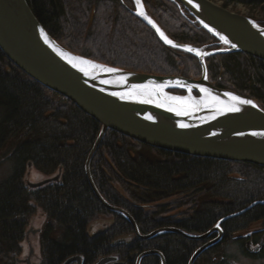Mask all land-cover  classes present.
<instances>
[{
    "label": "trees",
    "instance_id": "16d2710c",
    "mask_svg": "<svg viewBox=\"0 0 264 264\" xmlns=\"http://www.w3.org/2000/svg\"><path fill=\"white\" fill-rule=\"evenodd\" d=\"M27 1L47 31L77 54L134 71L202 75L195 54L165 44L134 14V0ZM143 1L172 39L207 49L220 47L178 1ZM223 1L226 6L264 8V0ZM259 22L264 26V18ZM206 61L214 85L253 98L264 108V60L232 52L208 56ZM101 129L100 121L28 75L0 48V154L11 164L10 174L0 182L1 262L16 264L38 209L47 216L41 264H64L75 256H82V264H95L112 255L137 264V257L150 249L160 251L167 264H189L199 247L218 236L215 232L196 240L164 232L150 239L138 237L123 214L98 199L88 180L86 161ZM31 166L58 179L30 187L26 177ZM91 173L103 197L131 213L145 235L164 227L203 234L233 215L220 224L223 240L195 264H228L232 245L248 258L264 259V165L166 151L109 129L91 162ZM101 216L112 218V224L91 233L89 223ZM256 222L262 223L260 230L239 234ZM141 264H162V259L151 254Z\"/></svg>",
    "mask_w": 264,
    "mask_h": 264
},
{
    "label": "water",
    "instance_id": "95a60500",
    "mask_svg": "<svg viewBox=\"0 0 264 264\" xmlns=\"http://www.w3.org/2000/svg\"><path fill=\"white\" fill-rule=\"evenodd\" d=\"M176 1L219 40V48L207 49L172 39L148 12L143 0L139 3L134 0L136 9L133 12L151 26L165 44L195 54L202 65L200 78L134 71L77 54L62 46L47 31L27 0H0V48L28 75L73 100L102 123L101 132L86 161V174L98 199L108 209L129 219L139 237L150 239L164 232H179L189 238L201 239L209 237L214 230L219 232L216 240L193 254L190 264H194L202 252L221 240L223 232L220 224L233 215L224 217L213 229L201 235L176 227H164L142 235L136 221L126 210L110 204L102 196L91 173L93 157L109 129L166 151L264 165V108L253 98L214 85L209 79L206 61L208 56L232 52H244L264 60V26L217 0ZM161 32L172 41L171 44L166 42ZM189 48L194 51H189ZM169 89H184L187 94L197 91L198 98L202 100L201 109H181L166 100L161 93H167ZM143 90L156 92L158 97L154 100L134 98L136 92ZM234 96L251 103H241L234 100ZM232 107L239 110L231 111ZM150 254L160 255L162 264H167L158 250L142 253L137 264ZM73 260L82 264L83 258L75 257L66 264ZM106 263L126 264L117 257L105 258L98 264Z\"/></svg>",
    "mask_w": 264,
    "mask_h": 264
},
{
    "label": "rangeland",
    "instance_id": "374dc122",
    "mask_svg": "<svg viewBox=\"0 0 264 264\" xmlns=\"http://www.w3.org/2000/svg\"><path fill=\"white\" fill-rule=\"evenodd\" d=\"M219 2H225L223 0H219ZM229 7L239 13L245 14L247 16L252 17L253 19H255L256 21H258V23L260 25H262L259 20L264 18V8L262 7H250V6H246L244 4H235V3H231L229 5ZM102 63V62H101ZM168 92L176 94V95H186L187 93H180V92H173L168 90ZM196 96V95H195ZM94 158V157H93ZM11 164L8 162L7 160V156H4L3 153L0 154V182L5 179L11 172ZM47 179H52L50 181L53 180H57L58 179V175H53V176H46L43 173H41L37 168L31 166L28 170L27 173V177H26V181L29 184L30 187H38V183L45 181ZM49 181V182H50ZM47 182V183H49ZM46 183V184H47ZM45 185V184H43ZM40 185V186H43ZM121 191V190H120ZM101 193V192H100ZM103 196V195H102ZM128 212V211H127ZM129 213V212H128ZM131 215V213H129ZM132 216V215H131ZM133 217V216H132ZM133 219L135 220V218L133 217ZM129 220V219H128ZM136 221V220H135ZM47 222V216L44 214V212L41 209H38L37 212L31 217L30 221H29V225L27 226V230H26V237L25 240L22 243V253L18 256L19 259L22 260V264H41V237H42V233L43 230L45 228ZM113 222L112 218L109 217H105V216H101L99 217L97 220L92 221L91 223H89V231L93 234L101 231V230H105L107 227H109ZM137 223V221H136ZM133 225V224H132ZM138 225V224H137ZM216 226V225H215ZM262 228V223L261 222H256L254 223L249 230L244 231L242 233L239 234H246V233H251L252 231H257L260 230ZM213 229V228H212ZM211 230V229H210ZM209 230V231H210ZM208 232V231H207ZM206 232V233H207ZM218 231H213L209 237ZM223 235L221 240L218 242L220 243L223 238H224V231L222 230ZM152 233V232H151ZM219 233V232H218ZM142 234V233H141ZM150 234V233H149ZM204 234V233H203ZM145 235V234H142ZM148 235V234H146ZM195 235H201V234H195ZM139 237V236H138ZM206 237V238H209ZM219 237V234L216 238L210 239L209 241L205 242L202 246L206 245L207 243L216 240ZM141 238V237H140ZM189 238V237H188ZM206 238H201V239H197V238H190V239H196V240H205ZM144 239V238H142ZM216 243V244H218ZM213 244L212 246L216 245ZM201 246V247H202ZM210 246V247H212ZM201 247H199L198 249H200ZM209 247V248H210ZM255 246H251V248H254ZM207 248V249H209ZM197 249V250H198ZM206 249V250H207ZM150 250H156V249H150ZM150 250H146V251H150ZM196 250V251H197ZM205 250V251H206ZM144 251V252H146ZM195 251V253H196ZM204 251V252H205ZM228 251L232 254V257L230 258V261L228 264H264V259H259V260H254L251 258H248L245 256V254H243V250L242 248H240L237 245H232L228 248ZM143 252V253H144ZM202 252L200 254V256L204 253ZM194 253V254H195ZM142 254V253H141ZM140 254V255H141ZM135 255V256H134ZM139 255V256H140ZM151 255V254H150ZM134 258L137 256L136 253L133 254ZM138 256V257H139ZM148 256V255H146ZM200 256L196 259V261L194 262V264L199 261ZM78 257V256H75ZM75 257H71L70 259H68L64 264H66L68 261H70L71 259H74ZM82 257V256H81ZM108 257H117L119 259L118 256L112 255V256H107V257H103L101 259H99L95 264H98L101 260L108 258ZM137 257V260H138ZM145 257V256H144ZM165 257V256H164ZM193 257V256H192ZM191 257V259H192ZM143 259V258H142ZM162 259V258H161ZM166 259V258H165ZM190 259V261H191ZM74 264H78V261L73 260ZM119 261L124 262L122 260L119 259ZM142 261V260H141ZM189 261V264H190ZM83 263V261H82ZM126 263V262H125ZM137 263V261H136ZM167 263V262H166ZM106 264H111V263H106ZM127 264V263H126ZM141 264V263H140ZM201 264H210L208 262H206V260H204Z\"/></svg>",
    "mask_w": 264,
    "mask_h": 264
},
{
    "label": "bare ground",
    "instance_id": "6f19581e",
    "mask_svg": "<svg viewBox=\"0 0 264 264\" xmlns=\"http://www.w3.org/2000/svg\"><path fill=\"white\" fill-rule=\"evenodd\" d=\"M217 1H219V0H217ZM221 4L226 6L223 2ZM226 7H229V6H226ZM134 95H135L134 98H136L137 100H154L155 98L158 97L156 95V92H152V91H148V90L138 91ZM161 95L166 100L171 101L172 103H174L177 106L181 107V109L197 111V110H200L201 107H202V100L200 98L196 97L192 93H189V94H186V95H176V94H173V93H170V92L169 93L168 92L167 93L162 92ZM173 97H179L181 99H173Z\"/></svg>",
    "mask_w": 264,
    "mask_h": 264
},
{
    "label": "snow or ice",
    "instance_id": "6c2138e0",
    "mask_svg": "<svg viewBox=\"0 0 264 264\" xmlns=\"http://www.w3.org/2000/svg\"><path fill=\"white\" fill-rule=\"evenodd\" d=\"M137 2L139 3V0H137ZM206 27H207V25H205ZM158 31H159V29H157ZM161 36L166 40V42H168V43H172V41H170V40H167V37H165L164 36V34L161 32ZM222 39H225V38H223V37H221ZM45 39L47 40V37H45ZM234 46V45H233ZM189 51H194L193 49H191V48H189L188 49ZM108 71H112V72H114V71H116V69H108ZM189 90H191V89H189ZM204 91H206V90H204ZM227 95V94H226ZM173 99H181V98H179V97H173ZM233 99L234 100H237V101H239V102H241V103H244V104H250L251 103V101H247V100H243V101H241L240 100V98L239 97H233ZM231 111H238L239 109H237V108H235V107H232L231 109H230ZM181 127H185V125H181Z\"/></svg>",
    "mask_w": 264,
    "mask_h": 264
},
{
    "label": "flooded vegetation",
    "instance_id": "af4514ba",
    "mask_svg": "<svg viewBox=\"0 0 264 264\" xmlns=\"http://www.w3.org/2000/svg\"><path fill=\"white\" fill-rule=\"evenodd\" d=\"M0 264H6V263L0 261ZM16 264H22V260L19 259V257L16 258Z\"/></svg>",
    "mask_w": 264,
    "mask_h": 264
}]
</instances>
